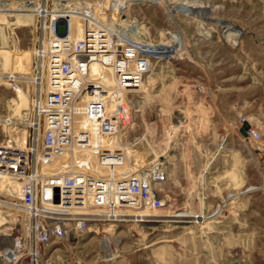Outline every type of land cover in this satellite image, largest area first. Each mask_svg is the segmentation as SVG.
<instances>
[{
  "label": "rangeland",
  "instance_id": "374dc122",
  "mask_svg": "<svg viewBox=\"0 0 264 264\" xmlns=\"http://www.w3.org/2000/svg\"><path fill=\"white\" fill-rule=\"evenodd\" d=\"M113 1L35 0L48 10L116 6L112 17L152 56L127 140L138 167L164 160L170 201L147 213L151 222L109 223L53 244L38 264H264V0ZM30 14L0 17L19 27L13 46L0 25V64L26 79L39 37ZM14 88H0V107L16 116L27 110L26 91Z\"/></svg>",
  "mask_w": 264,
  "mask_h": 264
},
{
  "label": "built area",
  "instance_id": "2783aa9c",
  "mask_svg": "<svg viewBox=\"0 0 264 264\" xmlns=\"http://www.w3.org/2000/svg\"><path fill=\"white\" fill-rule=\"evenodd\" d=\"M42 6L0 0V17L31 12L39 32L28 79L0 64V88L16 84L31 102L15 116L0 95V218L8 220L0 226V264H35L47 247L109 223L151 222L146 211L170 201L164 160L138 167L127 140L152 56L112 17L116 6ZM0 25L19 43L17 25ZM247 136L261 140L254 127Z\"/></svg>",
  "mask_w": 264,
  "mask_h": 264
},
{
  "label": "bare ground",
  "instance_id": "6f19581e",
  "mask_svg": "<svg viewBox=\"0 0 264 264\" xmlns=\"http://www.w3.org/2000/svg\"><path fill=\"white\" fill-rule=\"evenodd\" d=\"M31 16L33 15L32 13L30 14ZM29 74H30V72H29ZM28 74V75H29ZM29 78V77H28ZM30 98H29V95L27 94V92H26V96H25V107H26V109H28L29 108V106H30ZM149 211H146V214L148 213ZM145 213V212H144ZM148 215V214H147ZM104 243H105V241H104ZM104 248H106L105 250H104V255H105V257L106 258H111V259H113L114 258V250H113V248H112V245L109 243L108 244V246L106 247V246H104ZM4 264H7V262H4ZM28 264H34V263H28ZM35 264H38V262L37 263H35Z\"/></svg>",
  "mask_w": 264,
  "mask_h": 264
},
{
  "label": "crops",
  "instance_id": "0c3cea01",
  "mask_svg": "<svg viewBox=\"0 0 264 264\" xmlns=\"http://www.w3.org/2000/svg\"><path fill=\"white\" fill-rule=\"evenodd\" d=\"M168 171H169V169H168ZM211 174V173H210ZM214 175V179H215V177H216V174L215 173H212L211 174V176L210 177H212ZM167 183V182H166ZM165 183V184H166ZM165 186V185H164ZM205 190V189H204ZM168 193H169V191H167ZM169 195H170V193H169ZM204 200H205V198H204ZM215 203H217L218 202V199H216L215 201H214ZM212 208H213V205H207L206 207H204L203 208V211L204 212H211L212 211Z\"/></svg>",
  "mask_w": 264,
  "mask_h": 264
}]
</instances>
